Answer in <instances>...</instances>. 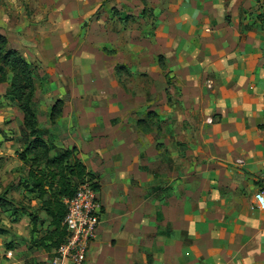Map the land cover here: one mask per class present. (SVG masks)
<instances>
[{"label":"crops","instance_id":"obj_1","mask_svg":"<svg viewBox=\"0 0 264 264\" xmlns=\"http://www.w3.org/2000/svg\"><path fill=\"white\" fill-rule=\"evenodd\" d=\"M145 2L152 38L115 63L151 79L118 85L117 65H97L113 95L71 116L88 121L74 146L102 135L106 147L108 225L102 208L83 264H264V210L250 209L264 187V0ZM33 247L5 264H51L55 248Z\"/></svg>","mask_w":264,"mask_h":264},{"label":"rangeland","instance_id":"obj_2","mask_svg":"<svg viewBox=\"0 0 264 264\" xmlns=\"http://www.w3.org/2000/svg\"><path fill=\"white\" fill-rule=\"evenodd\" d=\"M145 1L0 0V34L7 39L9 48L17 49L36 67L33 108L38 131L29 140L36 137L60 149L62 145L64 148L76 147L75 142L82 139L77 135L76 125L88 121L71 119L78 111L75 110L82 106L89 112L98 104L103 105L90 103L95 98L104 101L107 96L113 95V90L107 85V81L111 83L109 75L104 72L95 77L97 65H117L118 85L130 78L131 82L148 83L151 78L147 72L127 74L121 68L123 64L115 63L119 58L122 60L116 54L126 52L129 43L138 50L142 48L138 43L140 40L152 38L157 9ZM140 7L145 8L143 15V8ZM142 55L151 62L144 52ZM166 80L170 81L169 74ZM7 89L8 80H0V197L10 201L9 206L0 208V264L12 259L4 255L9 249L14 251L29 244L35 245V250L43 249L36 242V237L40 233L43 235L50 221L45 201L52 197L49 208L57 209L61 206L64 188L68 186L67 191H75L81 183L90 181L92 176L91 182L98 184L101 193L104 225H108L103 202V192L108 182L105 174L107 161L99 152L106 148L103 144L105 137L91 136L86 143L76 147L74 156L86 171L80 178H74L62 166L47 165L42 148L33 144L32 148L26 150L27 137L24 135L27 132L23 126V115L17 104L7 97ZM72 97H77L82 103L77 104ZM57 100L62 101L59 105L61 114L51 117V108ZM79 112L77 118H88H84V111ZM69 124H73L75 130L68 135L64 129ZM102 128L105 130L106 126ZM53 155L50 152L49 159ZM36 179L41 183L43 181L45 192L35 188ZM62 183L67 186L61 189ZM30 215L38 218L36 226L32 225ZM201 258L205 262L206 255Z\"/></svg>","mask_w":264,"mask_h":264},{"label":"trees","instance_id":"obj_3","mask_svg":"<svg viewBox=\"0 0 264 264\" xmlns=\"http://www.w3.org/2000/svg\"><path fill=\"white\" fill-rule=\"evenodd\" d=\"M145 12V8L142 9L141 15ZM36 67L32 63L28 62L22 54L14 48L8 47L7 39L0 34V80H8V89L7 97L10 101H13L17 104L18 109L23 115V126L26 136L27 149L32 148L33 144L36 147L43 149V155L46 158L45 163L47 165H56L62 166L68 171L70 175L74 178H80L85 175V167L81 164L80 161L76 159L74 153L76 152V147L72 148H58L53 143H47L44 140L39 138H34L29 140V137H34L38 131V120L34 112L33 104L34 97L36 92ZM61 100H57L56 103L51 108L50 116L59 117L61 110L59 105ZM53 152L54 155L49 159L48 154ZM93 177V176H92ZM92 177L90 178L92 180ZM90 180V181H91ZM93 187L97 190L98 184L92 182ZM34 186L37 189L43 190L44 183L36 179L34 181ZM67 186V184L62 183L61 189ZM68 186L64 188V196H71L74 193L73 191H67ZM52 197L49 198V201H45L44 205L46 207V214L49 217L50 221L47 224V227L44 230L42 236L38 237L36 240L39 241V244L46 249L57 248L65 238V229L62 226V220L65 215V207L61 202V206L53 210L49 208L51 204ZM10 201L5 197H0V208L9 206ZM30 220L33 226H36L38 223V218L34 215H30ZM0 232L2 230L0 229ZM50 241V243H47Z\"/></svg>","mask_w":264,"mask_h":264},{"label":"built area","instance_id":"obj_4","mask_svg":"<svg viewBox=\"0 0 264 264\" xmlns=\"http://www.w3.org/2000/svg\"><path fill=\"white\" fill-rule=\"evenodd\" d=\"M210 122V119H208ZM242 163V160H237ZM64 241L52 253L51 264H83L102 218V202L91 181L81 183L71 196L62 198ZM251 210H264V187L253 194Z\"/></svg>","mask_w":264,"mask_h":264}]
</instances>
